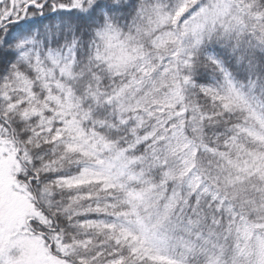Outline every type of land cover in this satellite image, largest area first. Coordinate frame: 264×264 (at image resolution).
Here are the masks:
<instances>
[{"label":"snow or ice","instance_id":"1","mask_svg":"<svg viewBox=\"0 0 264 264\" xmlns=\"http://www.w3.org/2000/svg\"><path fill=\"white\" fill-rule=\"evenodd\" d=\"M0 264H264V0H0Z\"/></svg>","mask_w":264,"mask_h":264}]
</instances>
